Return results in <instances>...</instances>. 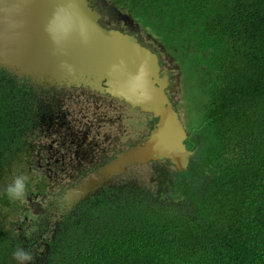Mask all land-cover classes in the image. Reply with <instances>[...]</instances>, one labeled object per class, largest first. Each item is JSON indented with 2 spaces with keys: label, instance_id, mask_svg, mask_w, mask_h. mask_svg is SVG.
<instances>
[{
  "label": "trees",
  "instance_id": "trees-1",
  "mask_svg": "<svg viewBox=\"0 0 264 264\" xmlns=\"http://www.w3.org/2000/svg\"><path fill=\"white\" fill-rule=\"evenodd\" d=\"M113 1L189 62L208 113L185 123V143L195 132L201 150L182 172L157 161L166 182L106 185L67 207L43 162L58 158L50 132L69 95L0 67V264H19L17 248L23 264H264V0ZM17 176L45 200L36 213L5 194Z\"/></svg>",
  "mask_w": 264,
  "mask_h": 264
},
{
  "label": "water",
  "instance_id": "water-1",
  "mask_svg": "<svg viewBox=\"0 0 264 264\" xmlns=\"http://www.w3.org/2000/svg\"><path fill=\"white\" fill-rule=\"evenodd\" d=\"M4 2L0 0V67L30 83L81 82L155 119L142 144L66 190L61 200L68 207L91 193L103 174L119 173L131 163L166 159L177 171L188 168L196 150L186 147L188 132L167 95V76L159 74L154 52L133 34L102 26L87 0H13L17 7L9 13L2 10ZM62 63L71 71L64 70Z\"/></svg>",
  "mask_w": 264,
  "mask_h": 264
},
{
  "label": "flooded vegetation",
  "instance_id": "flooded-vegetation-1",
  "mask_svg": "<svg viewBox=\"0 0 264 264\" xmlns=\"http://www.w3.org/2000/svg\"><path fill=\"white\" fill-rule=\"evenodd\" d=\"M86 6L97 13L98 22L102 26L133 34L142 45L156 54L159 74H166L167 76L168 84L165 90L173 106L178 84V74L176 72H179L181 65L178 59L176 63L173 62V59L176 60L175 51L166 47L157 36H151L152 32H147V28L136 17L132 16L124 5L115 3L113 0H87ZM126 13L131 15L135 23L128 24L125 19ZM147 34H151L150 37ZM35 83L44 89L53 85L56 91H65L69 95L66 102L67 106L59 112L58 120L53 124V130L50 132L53 138L49 141L51 145L48 146V152L56 151L58 158L51 163L48 161L43 162L46 173L51 171L57 182H59L55 193L58 197L61 192L73 187L84 177L94 172L100 173L108 163L116 160L118 155L124 153L130 147H134L138 143L142 144L155 123L151 113L140 111L137 107H131L123 100L80 84L81 82H79L80 85H66L64 83L54 85L45 81H35ZM170 86L173 87L171 92L168 90ZM78 92L80 94L76 95ZM87 96L88 98H86ZM77 104L79 105L77 106ZM123 106L133 111L134 118L142 119V121H137V124H139L137 131L126 137H122L125 133L121 130V120L125 117L122 112ZM174 110L176 111L175 108ZM52 146H54L53 149ZM159 160L152 161L155 167L157 166L155 165L156 162ZM152 162L149 161L144 164ZM144 164L131 163L119 173L106 172L102 175V181L97 182L94 193L90 195H98L106 185H114L119 182L123 185L128 184V182L141 184V178L130 180L125 174L130 171L141 177L142 173L138 168ZM146 176L149 179H155L153 175ZM140 186L138 187L140 188ZM137 191L139 192V190ZM46 195L47 193L43 196L46 197ZM88 195L89 193L87 197ZM160 198L163 199L166 196L162 195ZM26 199L32 207L34 206L38 210H40L41 203L45 202L44 199L35 195L27 196ZM55 201L51 202L49 199L48 204H55Z\"/></svg>",
  "mask_w": 264,
  "mask_h": 264
},
{
  "label": "rangeland",
  "instance_id": "rangeland-1",
  "mask_svg": "<svg viewBox=\"0 0 264 264\" xmlns=\"http://www.w3.org/2000/svg\"><path fill=\"white\" fill-rule=\"evenodd\" d=\"M136 18L144 27L147 28L146 31L151 33V29L145 25V23L142 21V19L139 17H136ZM162 40H164V39H162ZM173 50L176 52L175 47ZM184 60H187V58L185 57ZM173 62L176 63V60L173 59ZM180 63L182 65V72L180 73V74H182V82H181V88H179L177 93H176V100L173 102V106L176 109V113H177L179 119L182 121V123L191 124V126H192V125H194V121L196 120L197 117L198 118L202 117L203 104H204L205 98L202 95L199 87L197 89V98L191 93V90H192L193 84H194L193 83L194 82V79H193L194 72H193V70H191L189 62L180 60ZM78 94H80V92H78L76 95H78ZM86 98H88V96ZM188 102H189V104H191V107H192V109H194V113H196V114H194L191 110H189ZM78 105L79 104H77V106ZM122 112L125 116L121 120V130H123V132L125 133L122 137H126L127 135H131L132 133L137 131V128H139V124H137V121H142V119L141 118H134V116L132 115L133 111L126 106H123ZM214 142H215V140H213L212 143H214ZM206 149H207V147H206ZM155 165L158 166V170H155L153 168L154 165L152 163L144 164V165L140 166L138 168V170L141 171L142 176H146V175L160 176V178L164 182H166L168 179V175L166 174V172L162 171V168L164 166L163 163L161 162V163H158ZM34 174H36V173H34ZM34 174H33V172H31L30 175H27V176H32ZM125 176L128 177L130 180L134 179V178H141V181H142V176L140 177V175H138L135 172L132 173L130 171H127ZM141 194L142 193L139 192V195H141ZM136 195H138V193H136ZM24 197L26 198L27 196L25 195ZM165 199H167V198H164L161 200H165ZM20 203L24 204V200H21ZM149 203H150V201H149ZM15 217H16V215H14V218Z\"/></svg>",
  "mask_w": 264,
  "mask_h": 264
},
{
  "label": "clouds",
  "instance_id": "clouds-1",
  "mask_svg": "<svg viewBox=\"0 0 264 264\" xmlns=\"http://www.w3.org/2000/svg\"><path fill=\"white\" fill-rule=\"evenodd\" d=\"M17 6L13 3V0H7V2H4L3 5H2V10L5 12V13H9L11 12L13 9H15ZM132 15V14H131ZM131 15L127 14L126 13V21L128 22V24L130 25L131 23H135L133 22V18L131 17ZM133 16V15H132ZM135 17V16H134ZM148 27V26H147ZM149 28V27H148ZM152 32V31H151ZM149 35V34H148ZM151 35V34H150ZM150 35L148 37H150ZM151 36H157L158 38H160L161 40L163 39L157 32L153 33L152 32V35ZM86 39V37H85ZM163 41V40H162ZM164 43V41H163ZM172 50L174 49V46L172 47ZM61 67L66 70V71H71V66L70 65H67V64H61ZM181 69H182V66H180ZM180 67H179V72L177 71L176 73L178 74V84H177V89H176V93L178 91V89L180 88L179 85H180V81H181V75L180 74L182 72V70H180ZM178 68V66L176 67ZM35 82V81H34ZM34 82H31V83H34ZM49 83V82H48ZM51 84V83H50ZM65 84V83H64ZM55 85V84H54ZM102 93H105L104 91ZM108 94V93H107ZM110 95V94H109ZM111 96V95H110ZM116 98V97H115ZM119 99V98H118ZM120 100H123V99H120ZM124 101V100H123ZM125 102V101H124ZM127 103V102H125ZM129 104V103H128ZM208 103L204 102L203 104V114H202V117L205 116L208 112L206 111V106H207ZM182 122V121H181ZM184 125V128L187 130L188 132V135H189V131H188V127L185 125V123H183ZM199 136L198 134H196L194 132V136L191 137V141H190V144L192 145H188L186 143V147L188 149H192V148H195V155H197V152H199L198 150H201V141L199 139ZM194 144H196V146H194ZM191 146V147H190ZM195 157V156H194ZM152 162V161H151ZM153 164V163H152ZM92 174V173H91ZM27 177L25 176H17L13 181L12 183L8 184L5 188V194L12 200H23L24 196H25V181H26ZM98 183H96L94 185V187L92 188L93 191L90 194H93L95 189H96V185ZM87 197V196H86ZM167 198V197H166ZM162 199V198H161ZM164 199V198H163ZM13 257L19 262V264H23L24 261H30L32 259L30 253L24 251L23 249H20V248H17L13 253H12Z\"/></svg>",
  "mask_w": 264,
  "mask_h": 264
}]
</instances>
